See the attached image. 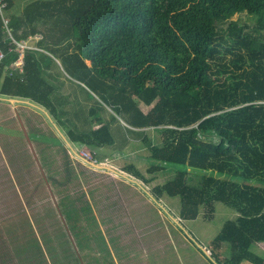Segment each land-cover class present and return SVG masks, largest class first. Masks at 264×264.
I'll use <instances>...</instances> for the list:
<instances>
[{
  "label": "trees",
  "instance_id": "obj_1",
  "mask_svg": "<svg viewBox=\"0 0 264 264\" xmlns=\"http://www.w3.org/2000/svg\"><path fill=\"white\" fill-rule=\"evenodd\" d=\"M3 1L14 37L40 32L37 45L45 52L27 49L23 70L17 69L19 53L8 49L0 16V48L6 52L0 95L42 106L64 126L62 117H71L50 71L61 57L69 74L97 94L100 109L110 107L134 129L153 127L161 133V141L149 146L148 172L170 171L173 177L156 184L153 197L178 198L179 216L187 220L202 210L213 216L217 202L230 207L237 215L210 242V255L223 264H264V255L254 250L264 242V104L256 103L264 100V0H32L20 13L11 12L16 0ZM241 13L251 16L253 25L233 18ZM222 51L230 58L220 63L215 59ZM137 100L151 106L149 111ZM89 114L96 116V108ZM95 122L100 126L90 130L66 126L67 139L87 148L114 144L110 124L100 116ZM29 133L43 144L48 172L42 179L58 194L54 209L65 234L56 224V237L44 238L47 244L56 238L67 251L59 256L56 245L49 246L53 263L81 264L86 258L88 264L105 259L109 264L107 242L79 184L80 172L86 181L89 175L85 165L79 161L77 171L59 137L37 129ZM52 145L62 147L56 150L59 164L48 152ZM124 171L144 183L154 180L133 164ZM35 239L37 253H26L27 258L38 264L39 255L48 264ZM226 243L231 255L222 257ZM87 248L104 256L84 258L81 250ZM8 255L0 254L6 261Z\"/></svg>",
  "mask_w": 264,
  "mask_h": 264
},
{
  "label": "rangeland",
  "instance_id": "obj_2",
  "mask_svg": "<svg viewBox=\"0 0 264 264\" xmlns=\"http://www.w3.org/2000/svg\"><path fill=\"white\" fill-rule=\"evenodd\" d=\"M30 1L32 0H16L11 12L20 13ZM233 18H240L250 25L254 22L245 13ZM41 38L40 32L30 36L29 44L39 47L37 42ZM38 50L45 52L40 47ZM60 58L55 59L56 63L50 71L55 76L51 81L58 86L60 96L65 98L63 108L69 111L71 117L70 121L62 117L64 126L59 125L42 106L21 98L11 102L8 97L0 95V103H5V106L0 105V114L5 117V121L0 124V254H9L7 261L0 256V264H33L26 253H37L35 238L39 240L48 264H54L49 246L56 245L55 252L59 256L66 250V245L58 246L56 238L48 244L45 242V234L56 237V224L58 231L64 233L54 209L58 194H55L54 188L51 189V185L44 183L42 176L45 174L43 175L23 130H19L22 124L29 137L31 136L38 160L45 168L43 171L48 172L47 161L40 148L43 144L29 133L31 129L59 137L77 171H80L77 164L79 161L85 165L89 175L86 181L80 172L79 184L86 192L85 198L89 200L107 242L109 258L112 260L109 264H223L222 259L216 260L210 255V242L225 221L234 219L237 213L217 202L213 216L208 217L202 210L196 219L187 220L179 216L178 198L162 197L156 200L153 197V187L173 177V172L170 171H161L155 175L148 172L152 163L149 146L161 141V133L153 127L134 129L110 107L100 109L99 103H96H101L97 94L71 76ZM227 58L230 56L222 51L215 60L221 63V60ZM137 104L144 112L151 108L139 100ZM91 108H96V116L110 124L114 144L87 148L67 139V127L90 130L100 126L95 122L96 116L89 114ZM74 113H78V116ZM9 114L12 115L11 119H8ZM16 114H19L22 124ZM59 147L62 149L60 145L49 146L48 151L58 164L61 162V155L56 152ZM91 155H94L93 160L99 159L102 162L91 161ZM130 164L135 165L146 178L154 177V180L144 183L124 171L125 166ZM53 168L57 169L56 163ZM53 173L56 176L58 171ZM60 190L62 194L63 190ZM87 222L83 219L85 226ZM87 230L90 231L89 227ZM91 244L97 247L96 240H92ZM254 250L257 254L264 255V242L256 244ZM231 251L230 244L226 243L221 249V256L229 257ZM81 252L87 259L91 258L92 253L104 256V252L99 249L87 248ZM71 257L73 258V254ZM35 259L38 264H47L39 255ZM84 260L81 264H88L89 261L86 258ZM106 260L102 264H106ZM242 264L253 263L245 260Z\"/></svg>",
  "mask_w": 264,
  "mask_h": 264
},
{
  "label": "built area",
  "instance_id": "obj_3",
  "mask_svg": "<svg viewBox=\"0 0 264 264\" xmlns=\"http://www.w3.org/2000/svg\"><path fill=\"white\" fill-rule=\"evenodd\" d=\"M5 7H6V2H4L3 0H0V16H1L2 21H3V29H4L5 36L9 40L8 41V44H9L8 49L10 51L15 50L19 53L18 58L14 62V66L17 69H19L20 71H22L23 70V62H24V54H25L26 50L27 49H37L38 50L39 48L30 45L28 38L17 40L14 37V34L12 32V28L10 27V24H9V18L5 14ZM5 56H6V52L2 48H0V62L5 58ZM256 103L264 104V100H260ZM90 157H91V161H92L93 156L91 155ZM93 162H97V161L93 160Z\"/></svg>",
  "mask_w": 264,
  "mask_h": 264
},
{
  "label": "water",
  "instance_id": "obj_4",
  "mask_svg": "<svg viewBox=\"0 0 264 264\" xmlns=\"http://www.w3.org/2000/svg\"><path fill=\"white\" fill-rule=\"evenodd\" d=\"M8 99H9L11 102H14L15 100H18L19 98H9V97H8ZM18 101H19V100H18ZM23 101H25V100H23ZM17 116H18V118H19V120H20V122H21V124H22V120L20 119L19 114H17ZM21 126H22V128H23V131H24V134H25V136H26V138H27V141L29 142V144H30V146H31L32 153L34 154V156H35V158H36V160H37V163H38V165H39L40 168H41V171L44 172L43 169H42V167H41V165H40V162H39V160H38V156H37V154H36V152H35V149H34V147H33V145H32V142H31V139H30V137H29V134H28V132L26 131V129L24 128V125L22 124ZM43 175H44V173H43ZM44 176H45V175H44ZM45 178H46V177H45ZM54 200H55V199H54Z\"/></svg>",
  "mask_w": 264,
  "mask_h": 264
},
{
  "label": "crops",
  "instance_id": "obj_5",
  "mask_svg": "<svg viewBox=\"0 0 264 264\" xmlns=\"http://www.w3.org/2000/svg\"><path fill=\"white\" fill-rule=\"evenodd\" d=\"M9 101V100H8ZM0 105H2V106H5V103L4 102H2V103H0ZM17 115V114H16ZM10 118H8V119H11V116H9ZM5 121V117H2L1 116V114H0V124L1 123H3ZM0 136H1V133H0ZM204 247H205V245H204Z\"/></svg>",
  "mask_w": 264,
  "mask_h": 264
}]
</instances>
